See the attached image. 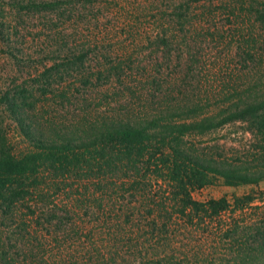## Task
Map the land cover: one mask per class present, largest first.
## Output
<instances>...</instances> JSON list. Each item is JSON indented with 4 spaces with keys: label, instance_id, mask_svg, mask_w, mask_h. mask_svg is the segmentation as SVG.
Listing matches in <instances>:
<instances>
[{
    "label": "rangeland",
    "instance_id": "obj_1",
    "mask_svg": "<svg viewBox=\"0 0 264 264\" xmlns=\"http://www.w3.org/2000/svg\"><path fill=\"white\" fill-rule=\"evenodd\" d=\"M176 1L0 0V150L17 156L33 149L11 118L5 99H14L25 115H35L41 128L53 133L54 128L73 130L79 122L102 116L144 115L162 107L163 101L177 107L198 101L204 108L196 114H209V109L214 111L215 104L227 96L228 90H224L220 96L208 97L213 80H226L225 75L237 80L234 86L241 97H261L264 18H255L254 9L264 8V0H251V4L244 0L245 10L241 9L242 16L235 21L219 8L228 0H220L215 8L217 16L209 23L214 35L218 31L222 38L207 34L196 40L194 28L207 27L187 24L184 29L190 31L184 33L174 24L177 36L162 41L153 31L155 18L168 13ZM197 49L196 57L192 56ZM221 87V83L213 86V91L218 93ZM205 103H209V109ZM184 143L206 158L264 168V136L248 120L189 135ZM247 193L255 200L245 208L244 215L261 216L264 179L236 187L218 180L195 190L192 196L198 201L226 196L231 201L232 196ZM58 198L59 202L64 200L61 195ZM139 200L143 202L126 194L122 201L138 206ZM20 201L22 208L15 209L18 216L8 213L3 218L0 213V264H45L58 252L66 260L70 256L78 264H89L87 247L101 241L109 244L116 238V229L129 228L125 216L95 208L77 210L72 215L57 214L61 219L54 216L52 227L43 224L33 228L29 224L20 228L22 219H30L27 206L32 203ZM146 208L130 216L133 223L146 226L150 219ZM231 215L224 212L220 220H230ZM198 238L197 232H178L163 244L171 249L182 240ZM119 251L116 264H128L127 254ZM71 261L68 264H74Z\"/></svg>",
    "mask_w": 264,
    "mask_h": 264
},
{
    "label": "trees",
    "instance_id": "obj_2",
    "mask_svg": "<svg viewBox=\"0 0 264 264\" xmlns=\"http://www.w3.org/2000/svg\"><path fill=\"white\" fill-rule=\"evenodd\" d=\"M218 2L178 0L169 6L168 13L155 18L153 31L167 41L177 36L174 24L184 33L190 31L184 29L185 25L198 24L207 29L194 28L196 40L207 34L222 38L218 31L214 35L209 23L217 16ZM244 4V0H228L219 8L235 21L241 18ZM254 11L255 18H264V8ZM197 50L192 56L196 57ZM225 77L226 80H213L208 97L220 96L224 90H228L227 96L215 104L214 111L205 103L211 112L206 115L196 114L204 108L198 101L178 107L163 101L162 107L144 115L102 116L79 122L73 130L54 128L53 133L44 131L35 115H25L14 99H5L11 118L33 149L17 156L0 150L3 218L8 213L18 216L15 209L22 208L19 203L25 199L32 201L27 206L31 215L28 222H19L20 228L29 224L33 228L43 224L52 227L54 216L61 219L57 214L72 215L88 208L125 216L127 231L118 228L113 232L116 238L109 244L101 241L87 247L89 264H116L119 250L127 254L128 264H264V213L256 218L244 215L245 208L255 200L253 194L234 195L231 201L226 196L204 201L192 196L195 190L218 180L236 187L264 179V168L206 158L184 143L189 135L204 134L239 120H248L264 136V115L260 114L264 112V94L243 98L234 86L237 80ZM220 83L222 87L215 93L213 86ZM191 112L196 115H189ZM70 180L73 183L66 182ZM126 194L143 202L139 200L138 206L125 204L122 200ZM59 195L64 198L61 202ZM145 208L150 217L146 226L133 223L130 216L141 214ZM224 212L232 215L222 222L220 214ZM178 232H197L200 238L182 240L178 247L166 248L163 242ZM119 242L123 243L121 247ZM58 253L45 264H68L72 260ZM1 255L5 258L4 253Z\"/></svg>",
    "mask_w": 264,
    "mask_h": 264
}]
</instances>
